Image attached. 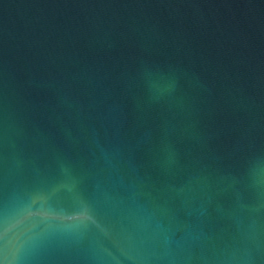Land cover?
<instances>
[{"label":"water","instance_id":"obj_1","mask_svg":"<svg viewBox=\"0 0 264 264\" xmlns=\"http://www.w3.org/2000/svg\"><path fill=\"white\" fill-rule=\"evenodd\" d=\"M0 264H264V0H0Z\"/></svg>","mask_w":264,"mask_h":264}]
</instances>
